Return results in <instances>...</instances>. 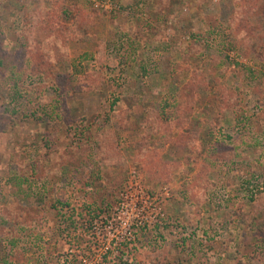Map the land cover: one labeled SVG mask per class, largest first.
Wrapping results in <instances>:
<instances>
[{
  "label": "rangeland",
  "instance_id": "374dc122",
  "mask_svg": "<svg viewBox=\"0 0 264 264\" xmlns=\"http://www.w3.org/2000/svg\"><path fill=\"white\" fill-rule=\"evenodd\" d=\"M0 264H264V0H0Z\"/></svg>",
  "mask_w": 264,
  "mask_h": 264
},
{
  "label": "trees",
  "instance_id": "16d2710c",
  "mask_svg": "<svg viewBox=\"0 0 264 264\" xmlns=\"http://www.w3.org/2000/svg\"><path fill=\"white\" fill-rule=\"evenodd\" d=\"M37 10H34L29 16L26 17V21H30V20H35V19H43V23L45 25H47L48 27H53L57 24V21L56 20V13L53 11V10H48L47 8H45V11L43 13H39V12H36ZM54 17H55V20H54ZM57 27V26H55ZM54 27V28H55ZM42 51H45L44 49H40ZM46 65H51V62L50 61H46L45 62ZM35 67V66H34ZM31 68L28 70V73L29 75H36V73L38 72V67L36 68ZM169 123L167 124L168 125V128L172 127L174 125L173 121L171 119H169ZM176 125V123H175ZM158 129H161V125H158ZM195 144V143H194ZM196 146V152H201V149L199 148V146H197V144H195ZM195 149V148H194ZM224 150L223 149H219L218 151H216L215 153V156H217V158H223V156H221V153L223 152ZM225 156V154H224ZM252 169H254L253 167H251V171ZM90 183V182H89ZM97 202V203H96ZM111 203L107 202V200L105 199V197H103V200H101L99 203L98 201H95L94 204H86V207L87 210L89 211V215L92 216L91 218V221H93L95 219V217H97L99 215L98 213V210L99 212H104V213H110L111 211ZM101 210V211H100Z\"/></svg>",
  "mask_w": 264,
  "mask_h": 264
},
{
  "label": "built area",
  "instance_id": "2783aa9c",
  "mask_svg": "<svg viewBox=\"0 0 264 264\" xmlns=\"http://www.w3.org/2000/svg\"><path fill=\"white\" fill-rule=\"evenodd\" d=\"M130 195H132V193H131V191L130 190H128L127 191V194H126V199H128L129 197H130ZM126 199H125V201H126ZM125 201H123V203L125 202ZM129 203H131V202H127V204H129ZM132 209H135V210H142V212H143V210L145 209V206H139L137 203H134L133 204V206H132ZM139 215V214H138ZM139 217V216H138ZM142 221V220H141ZM125 223L128 225H130V222H129V220H126L125 221Z\"/></svg>",
  "mask_w": 264,
  "mask_h": 264
}]
</instances>
